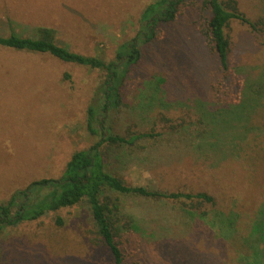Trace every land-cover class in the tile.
<instances>
[{"label":"rangeland","instance_id":"374dc122","mask_svg":"<svg viewBox=\"0 0 264 264\" xmlns=\"http://www.w3.org/2000/svg\"><path fill=\"white\" fill-rule=\"evenodd\" d=\"M156 1L0 0V34H7L8 20L25 35L49 27L71 51L108 63L138 35L144 9ZM205 1L190 0L175 23L158 25L155 39L141 46L142 61L127 78L123 106L105 118L101 133L113 127L161 134L158 150L141 149L122 161L115 155L116 172L135 187L207 191L217 206L205 205L201 213L209 216L201 219L200 212L187 214L189 202L125 198V213L139 228L123 246L127 264L247 262L239 255L241 239L264 201V115L256 117L257 129L242 117L264 110V0H234L259 27L233 21L226 30L232 48L226 83H236L233 106L244 101L247 113L219 118L218 137L210 136L212 125L201 124L202 113L227 105L211 89L221 74L202 32ZM106 76L49 55L0 49V204L33 181L60 178L74 153L99 140L87 129V109ZM202 133L208 138L203 143L195 139ZM0 264L114 261L80 205L6 230Z\"/></svg>","mask_w":264,"mask_h":264},{"label":"trees","instance_id":"16d2710c","mask_svg":"<svg viewBox=\"0 0 264 264\" xmlns=\"http://www.w3.org/2000/svg\"><path fill=\"white\" fill-rule=\"evenodd\" d=\"M189 1L158 0L149 4L141 15V29L138 35L130 42L120 45L116 57L108 63L101 58L71 51L59 43L58 33L52 28L37 26L31 30L30 34L25 35L17 32L15 24L12 20H8L7 34H0V49L49 55L64 63L105 71L107 79L100 88L95 104L87 109V129L93 136H98L99 140L88 149L74 153L60 178L33 181L23 190L15 192L6 202L1 203L0 235L10 228L36 222L62 209L82 205L89 212L98 242L109 249L114 264H127L123 246L128 235L138 233L139 228L135 220L125 213V198L189 202L191 209L187 210V214L197 215L200 212L198 217L201 219L209 216L208 211L204 210L201 213L205 205L216 208V198L207 191L193 193L135 187L116 172L112 165L115 155L122 161L127 157L133 159V154H138L141 149L158 150L155 146L160 144L161 134L135 131L118 133L113 127L104 129L106 133H101L104 128L102 124L105 126V123H109L106 120L109 121L110 116L123 106L127 78L134 71L133 68L142 61L141 46L155 39L158 25L175 23L182 12V7ZM203 6L208 15L202 23V32L207 47L218 57L221 74L217 83H212L211 89L216 93V98L223 105H227L218 110H209L211 112L209 115L202 113L201 124L212 125L213 130L210 136L218 137L222 133V130L218 128L219 118L230 115L234 119L233 114L247 113H245L244 101L233 106V102L236 101L234 91L236 83H233L232 87L226 83L231 75L232 53L226 30L233 21L247 24L254 31H258L259 26L246 19L234 0H226V2L206 0ZM246 96L247 101H250L249 95ZM250 113L248 117L243 115L242 119L246 118L249 125L257 129L255 119L257 116L264 115V110L253 115ZM100 114L104 116V119L99 120ZM242 119L235 121L240 122L239 120ZM206 134L196 135V141L203 143L208 139ZM257 208L248 234L241 239L239 255L245 256L244 260H247L245 264H264V201ZM56 222L63 226L61 218H58Z\"/></svg>","mask_w":264,"mask_h":264}]
</instances>
